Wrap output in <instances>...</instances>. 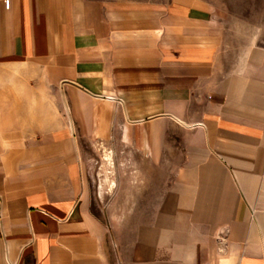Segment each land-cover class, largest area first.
<instances>
[{"label":"crops","instance_id":"1","mask_svg":"<svg viewBox=\"0 0 264 264\" xmlns=\"http://www.w3.org/2000/svg\"><path fill=\"white\" fill-rule=\"evenodd\" d=\"M3 1L0 264H264V46L241 18L205 0ZM93 141L168 165L148 217L91 212Z\"/></svg>","mask_w":264,"mask_h":264},{"label":"rangeland","instance_id":"2","mask_svg":"<svg viewBox=\"0 0 264 264\" xmlns=\"http://www.w3.org/2000/svg\"><path fill=\"white\" fill-rule=\"evenodd\" d=\"M205 1L225 18L229 28L239 23L235 17L241 18L244 44L255 41L264 46V0ZM82 162L91 212L105 222L145 219L170 180L168 165L155 163L119 141L87 142Z\"/></svg>","mask_w":264,"mask_h":264},{"label":"built area","instance_id":"3","mask_svg":"<svg viewBox=\"0 0 264 264\" xmlns=\"http://www.w3.org/2000/svg\"><path fill=\"white\" fill-rule=\"evenodd\" d=\"M3 5H4V8H5V9H9L10 1H9V0H4V1H3Z\"/></svg>","mask_w":264,"mask_h":264}]
</instances>
